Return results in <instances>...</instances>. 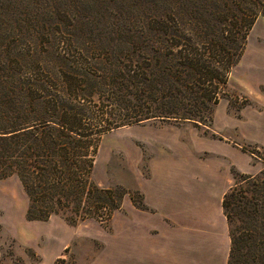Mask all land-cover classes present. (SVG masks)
I'll return each mask as SVG.
<instances>
[{
	"label": "trees",
	"instance_id": "obj_1",
	"mask_svg": "<svg viewBox=\"0 0 264 264\" xmlns=\"http://www.w3.org/2000/svg\"><path fill=\"white\" fill-rule=\"evenodd\" d=\"M190 1L180 0L179 11L177 0H163V11L154 7L139 27L91 29L86 36L94 40L87 43L80 36L86 24L76 19L74 29L60 28L55 37L54 60L41 63L49 81H41V93L29 102L43 107H0V180L20 179L28 221L60 216L72 226L90 219L108 224L127 195L146 209L140 191L103 188L93 178L102 136L110 131L149 122L192 124L216 138L210 132L216 107L256 20L264 17V0H193L184 10ZM8 68L0 59V72ZM24 91L27 96L26 84ZM232 174L223 200L228 264H264V168L256 175L233 168ZM235 205L243 226L233 229L229 208ZM5 259L0 245V264Z\"/></svg>",
	"mask_w": 264,
	"mask_h": 264
},
{
	"label": "rangeland",
	"instance_id": "obj_2",
	"mask_svg": "<svg viewBox=\"0 0 264 264\" xmlns=\"http://www.w3.org/2000/svg\"><path fill=\"white\" fill-rule=\"evenodd\" d=\"M192 1L189 6L183 7L184 10L193 8ZM162 2L163 0H0V59L9 62V68L0 72L5 92V95L0 94V107H43L38 103L31 104L29 100L41 93L42 80L49 81L48 74L42 71L41 63L49 64L54 60L51 51L58 45L55 37H60V28L74 29L76 19L81 18L86 24L81 30V41L84 39L87 43L94 40L86 36L91 29L106 30L118 26L144 25L154 7L163 11L160 9ZM223 3L226 4L225 1ZM174 8L182 10L180 0L174 3ZM62 11H66V14ZM53 32L57 36H48ZM250 34L243 64L233 70L227 95L216 107L219 112L225 107L224 117L230 115L240 118L242 109L251 106L256 111H264L262 104L251 100L238 86L241 80L251 86L245 71L252 65L257 81L264 82V43L259 42L264 40L263 16L258 17ZM103 43L118 45L121 42L103 40ZM259 47L262 48L261 51ZM25 84L28 86L27 96L25 91L22 92ZM51 85L52 88L47 86V90H53L54 83ZM252 89V94L264 103V94L261 96V93L255 92L257 89L253 84ZM261 89L264 92V88ZM223 121L225 123H222L224 127L221 131L215 132L214 127L210 131L216 134V138L205 136L204 128L198 129L200 136L207 137L200 141V146L207 148V152H221L228 158H220L224 164L231 160L253 170L255 166L263 169L264 118L260 127L251 125L250 121H247L244 127L243 123L238 126L235 119L233 122L230 120L227 125L226 120ZM154 125L164 126L149 122L113 130L102 136L93 176L99 186L123 187L132 192L137 191L135 160L143 150L141 168L146 174L148 153L142 142L152 137L150 131ZM185 126L195 128L192 124ZM183 134L191 137L189 132L184 131ZM220 139L228 141L226 143H229L230 148L223 149L217 141ZM235 144L241 147L239 152L231 148L235 147ZM242 147L254 152L255 157L250 155V152L241 150ZM224 150L230 153H223ZM223 170L227 171L226 165ZM233 183L234 180L231 185ZM136 198L140 200L139 195H136ZM28 205V197L17 176L0 180V245L6 253L4 264H87L95 247L99 245L95 240L96 235L109 227V223L102 225L93 219L72 226L60 216H54L47 222L28 221ZM229 211L233 213V229L242 227L238 216L242 215L241 209L235 205L230 207Z\"/></svg>",
	"mask_w": 264,
	"mask_h": 264
},
{
	"label": "crops",
	"instance_id": "obj_3",
	"mask_svg": "<svg viewBox=\"0 0 264 264\" xmlns=\"http://www.w3.org/2000/svg\"><path fill=\"white\" fill-rule=\"evenodd\" d=\"M253 69L254 65L245 71L251 86L245 80L239 81L238 86L242 93L264 107L261 99L252 94V84L257 89L255 92L264 94L261 89L264 82L257 81ZM224 111L225 107L220 112L215 110V132L223 129V120L225 125L235 119L238 126L243 123L244 127L250 121L251 125L260 127L264 118V111H256L253 106L243 108L240 118L224 117ZM185 125L151 126L152 137L142 142L148 153L146 174L141 168L143 150L135 160L136 189L143 195L146 209L138 208L127 195L107 230L96 235L99 245L87 264H228L231 234L223 200L234 180L232 168L252 175L262 169L246 168L231 160L224 164L220 158H228L221 152H207V148L200 146V141L207 137ZM184 131L191 137L184 136ZM217 141L223 149L230 148L228 141ZM235 145L231 148L239 152L241 147ZM221 163L226 165V172Z\"/></svg>",
	"mask_w": 264,
	"mask_h": 264
}]
</instances>
